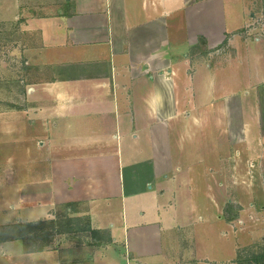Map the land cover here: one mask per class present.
<instances>
[{"label": "crops", "instance_id": "crops-1", "mask_svg": "<svg viewBox=\"0 0 264 264\" xmlns=\"http://www.w3.org/2000/svg\"><path fill=\"white\" fill-rule=\"evenodd\" d=\"M14 1L10 14L21 0ZM221 1L23 0L19 10L28 12V30L37 32L38 46L27 61L36 70L23 76L22 107L12 97L9 113L0 118V145L24 140L35 154L20 164L6 154L0 163V192L1 184L15 192L2 204L15 214L27 211L10 219L0 214V264H240L231 257L223 261L220 235L227 233L220 225L209 224L213 245L205 250L206 230L191 231L198 203L192 198L190 209L178 210L163 185L179 179L166 175L172 170L167 144L173 123L182 117L200 126L212 108L222 111L216 101L203 105L194 96L189 103L199 74L184 68L189 53L182 51L183 43L190 49L200 37L208 45L221 42L220 21L208 14L207 26L205 15L218 2L221 8ZM179 14L181 22L173 21ZM174 29L184 30L185 41L175 38ZM253 67L246 69L244 91L251 95L257 89L264 98V64L254 74ZM262 105L244 117L261 126L248 149L258 147L255 141L264 146ZM216 118L220 133L227 132L221 115ZM229 140L230 146L248 143L242 133ZM211 203L220 222V200L214 196ZM257 212L250 210L249 218L264 220V198ZM66 215L87 227L82 243L54 232L55 244L36 247L13 233L15 225L47 220L57 225ZM229 222L236 231L235 221Z\"/></svg>", "mask_w": 264, "mask_h": 264}, {"label": "rangeland", "instance_id": "rangeland-1", "mask_svg": "<svg viewBox=\"0 0 264 264\" xmlns=\"http://www.w3.org/2000/svg\"><path fill=\"white\" fill-rule=\"evenodd\" d=\"M221 3V8L218 2L211 12L208 10L205 12L207 26L210 24L208 14L212 13L217 23L220 21L217 27L222 33L220 34L221 42L216 45L211 43V46L207 44L206 39L200 37L198 43L190 49L186 42L183 43L185 45L182 51L184 55L189 53V64L184 68L194 70L195 75L199 74V78L196 75L194 80L195 93L190 94L189 103H192L194 96L195 100L197 99L203 105L216 101L222 107V111L219 113L212 108L206 117L204 115V124L200 126L191 123L192 120L185 124L182 117L173 123V130L170 132L167 144L173 153V161L169 165V167L172 165V170L167 171L166 175L169 177L178 175L179 179L163 180V185L171 190V199L177 202L174 205L178 210L181 205H183L182 208L190 209L192 198L198 203L199 212L192 213L196 219H193L194 226L191 231L201 234L206 230L205 250L207 252L213 245V234L209 232V228L212 229V227H209V224L220 225L221 231L227 233L220 235L223 261L231 257L239 260L240 264H264V220L249 218V211L257 212L264 198V148H262L264 146L260 147V142L255 141V145L252 144V146L258 145V147L248 149L249 143H252L251 139L258 137L261 126L249 116L244 118L249 111L258 112L255 105L261 107L263 102L261 100H264L261 93L257 94V89L251 95L244 91L245 84L249 83L250 78L247 76L246 69H252L254 65L252 70L254 74L260 71L264 64V0H222ZM23 5L24 2L21 0L19 7H15L18 11L10 14L9 9L16 6L15 1L12 3V0H0V118H4L5 114L9 113L12 97L13 104L18 109L22 107L23 76L28 73L29 68H31L30 72L36 70L32 64L29 66L27 61H30L28 55L38 46L37 32L28 30V23L24 17L25 15L28 18V12L19 10L23 8ZM33 13L35 10L30 14ZM181 18V14L179 17L175 15L173 21L181 22ZM244 19L247 20V24H241ZM199 23L203 26L202 21ZM235 27L236 29L232 30ZM173 31L177 34L175 38L185 41L183 29ZM256 38H262L261 42L256 43ZM213 74L216 77H213ZM219 86H222L221 90H218ZM236 86L238 91L233 90ZM200 88L201 91H199ZM240 88L243 89L242 92L239 91ZM254 102L255 105L251 109V104ZM262 106L264 112V103ZM190 113L192 114L193 111ZM216 113L221 115L222 127L224 129L226 127L227 132L220 133ZM241 115L245 122L244 130H241ZM8 116L10 117V114ZM241 133L248 139V143L230 146L229 139L232 138L234 141L237 137H241ZM237 149L238 152H236ZM27 151L33 152L31 154ZM6 154L14 158L15 163L20 164L22 159L25 160L30 155L32 157L35 153L34 148L27 141L15 140L9 141L8 148L0 145V163L5 162ZM182 169L184 170L181 171ZM0 193V197L5 200L4 202L0 199V210H4L7 206L2 203H8L15 192L1 184ZM214 196L216 200H220L222 213L220 222L216 219L217 213L211 203ZM253 203L258 205L253 208ZM63 213V211L59 212L58 217L60 218ZM259 213L257 212V215ZM0 214L7 215L10 219L17 215L27 216V211L21 210L20 213L15 214L8 210ZM202 214L205 218L197 220L198 215L202 216ZM231 220L237 225L236 231L231 227L229 222ZM47 225L51 227L52 223ZM38 227L40 225H31L23 230L30 232ZM15 232L13 231L14 234ZM85 233L72 229L66 237H72L80 244L84 241ZM53 234V230L49 228L39 235L44 239L37 241L38 244L42 242L49 243V246L55 244L57 237ZM217 234L216 232V244Z\"/></svg>", "mask_w": 264, "mask_h": 264}, {"label": "trees", "instance_id": "trees-1", "mask_svg": "<svg viewBox=\"0 0 264 264\" xmlns=\"http://www.w3.org/2000/svg\"><path fill=\"white\" fill-rule=\"evenodd\" d=\"M77 221V223L75 224V222ZM48 223H52L51 227H49L47 224ZM81 220L79 218L76 217H68L67 215L64 217V219L62 220L61 223L56 225V222L53 220L50 221H41V222H37L34 224H29V225H15L12 228H15L13 231H17L15 232L14 235H19L20 237H24L25 240H31L33 241V246L39 247L38 242L37 241H41L44 238H40L39 235H42L46 230H48L49 228H51L53 230V232L56 233H68V232H72V229L74 230H78V231H85L87 229V227L84 225V227L81 225ZM31 225H37L40 227H38V229L32 230L30 232H25L23 230V228L27 227V226H31ZM72 225V227H71ZM45 230V231H44ZM41 233V234H40ZM29 234V235H28ZM46 242H42L41 244H44ZM41 246V245H40Z\"/></svg>", "mask_w": 264, "mask_h": 264}]
</instances>
